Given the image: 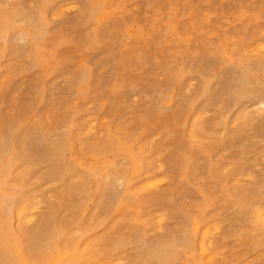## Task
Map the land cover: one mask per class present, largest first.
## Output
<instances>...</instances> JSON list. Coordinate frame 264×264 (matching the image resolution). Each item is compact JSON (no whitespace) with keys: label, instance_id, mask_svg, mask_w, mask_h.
Segmentation results:
<instances>
[{"label":"rangeland","instance_id":"374dc122","mask_svg":"<svg viewBox=\"0 0 264 264\" xmlns=\"http://www.w3.org/2000/svg\"><path fill=\"white\" fill-rule=\"evenodd\" d=\"M0 191L21 264L56 229L77 264H264V0H0Z\"/></svg>","mask_w":264,"mask_h":264},{"label":"bare ground","instance_id":"6f19581e","mask_svg":"<svg viewBox=\"0 0 264 264\" xmlns=\"http://www.w3.org/2000/svg\"><path fill=\"white\" fill-rule=\"evenodd\" d=\"M253 49H255V51L257 52V50H256L257 49V45ZM250 50H252V48ZM255 51H252V52H255ZM91 130L92 129L90 128V131ZM8 162H9V160L5 161L2 164V165H4L2 170L6 166H8ZM156 184L157 183H155L154 186H156ZM148 186H147V190H149L150 188H153L152 184H151V187L150 186L148 187ZM145 187L146 186H144L143 189ZM145 190H146V188H145ZM12 202L13 201L11 200V197H10L9 194H4L2 191H0V249L7 253V259H3V261L4 260L5 261L2 264H21V262H20L21 258H24L26 262H29L30 258H31V253H30V251L26 250V247H25L22 239H20L16 235H14L13 234V230L10 228V225H20V223L22 222V217H23L22 213H24L22 209L21 210L18 209V212H13ZM22 207H23V205H22ZM35 208H36V206H35ZM260 208L261 209H259V208L255 209V210L253 209L252 211H254V216H256V217H254V220L256 218V220L260 221L263 224V226H264V210H262V207H260ZM25 209L27 211L28 208H24V211H25ZM27 220L29 222H31V220H32V222H33V218H31V219L28 218ZM24 221H26V220H24ZM205 232H203V236L201 235L203 238L205 237L204 236L205 234L209 233V231H205ZM56 234H57L56 240L55 241H50L46 245L45 250H42V251H46V252H43V253H41L38 256L39 258L36 261V264H77L76 257H74V258L69 257L66 254V252L63 251L59 247V245L57 243V239L62 236V231L60 229H56ZM200 243H201L202 251L204 253H206L205 252V247H204V242L201 240ZM167 251H169V250L166 249V248L165 249H161L159 251L157 250V252L155 253L154 260L158 261L160 264H168L169 263V258L167 257ZM205 259H208V258H205ZM112 262H114V260Z\"/></svg>","mask_w":264,"mask_h":264}]
</instances>
